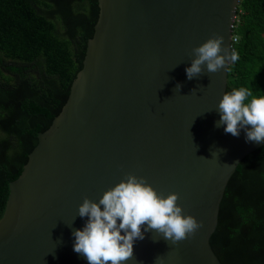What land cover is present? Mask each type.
Wrapping results in <instances>:
<instances>
[{
  "label": "water",
  "instance_id": "95a60500",
  "mask_svg": "<svg viewBox=\"0 0 264 264\" xmlns=\"http://www.w3.org/2000/svg\"><path fill=\"white\" fill-rule=\"evenodd\" d=\"M236 3L97 0L66 99L7 183L0 264H88L73 251L72 232L87 220L78 206L98 202L126 174L145 177L158 194L177 193L183 214L203 226L175 245L144 232L122 264H222L209 244L219 201L238 161L264 141L216 126L227 66L191 80L185 68L191 49L214 34L230 54Z\"/></svg>",
  "mask_w": 264,
  "mask_h": 264
},
{
  "label": "trees",
  "instance_id": "16d2710c",
  "mask_svg": "<svg viewBox=\"0 0 264 264\" xmlns=\"http://www.w3.org/2000/svg\"><path fill=\"white\" fill-rule=\"evenodd\" d=\"M97 0H0V215L15 178L66 99L80 68ZM225 93L264 96V0H237ZM209 244L222 264H264V144L236 164Z\"/></svg>",
  "mask_w": 264,
  "mask_h": 264
},
{
  "label": "clouds",
  "instance_id": "9594fccd",
  "mask_svg": "<svg viewBox=\"0 0 264 264\" xmlns=\"http://www.w3.org/2000/svg\"><path fill=\"white\" fill-rule=\"evenodd\" d=\"M222 44L223 37L214 34L192 48L194 58L185 68L187 79L199 77L205 69L217 73L239 59L235 51L229 54ZM180 87L177 84L176 90ZM217 108L220 119L216 126L223 125L225 133L238 137L244 129L246 142L264 141V96L241 88L223 94ZM178 199L174 192L158 194L145 177L126 174L125 179L104 191L98 202L85 197L78 206L76 215L87 220L82 229L72 232L73 251L83 255L88 264H122L133 258L134 242L143 240L144 232L154 231L173 245L190 239L203 222L183 214ZM160 260L157 257L156 264Z\"/></svg>",
  "mask_w": 264,
  "mask_h": 264
},
{
  "label": "built area",
  "instance_id": "2783aa9c",
  "mask_svg": "<svg viewBox=\"0 0 264 264\" xmlns=\"http://www.w3.org/2000/svg\"><path fill=\"white\" fill-rule=\"evenodd\" d=\"M235 38H236L235 35L231 33V35H230V46H231V41L235 40Z\"/></svg>",
  "mask_w": 264,
  "mask_h": 264
}]
</instances>
